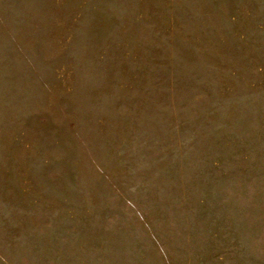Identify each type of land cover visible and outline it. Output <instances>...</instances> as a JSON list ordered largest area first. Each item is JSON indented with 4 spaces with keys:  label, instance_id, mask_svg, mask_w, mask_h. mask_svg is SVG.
I'll use <instances>...</instances> for the list:
<instances>
[{
    "label": "rangeland",
    "instance_id": "1",
    "mask_svg": "<svg viewBox=\"0 0 264 264\" xmlns=\"http://www.w3.org/2000/svg\"><path fill=\"white\" fill-rule=\"evenodd\" d=\"M0 264H264V0H0Z\"/></svg>",
    "mask_w": 264,
    "mask_h": 264
}]
</instances>
